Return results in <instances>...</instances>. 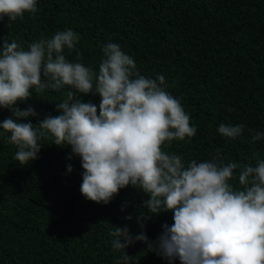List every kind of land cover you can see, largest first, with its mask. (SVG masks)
Wrapping results in <instances>:
<instances>
[{"label": "trees", "instance_id": "obj_1", "mask_svg": "<svg viewBox=\"0 0 264 264\" xmlns=\"http://www.w3.org/2000/svg\"><path fill=\"white\" fill-rule=\"evenodd\" d=\"M9 23L7 17L0 21V48L9 37L27 50L71 29L80 40L71 53L65 49L69 62H77L78 51V62L98 74L102 45L112 42L135 60L141 75H163L166 90L197 129L194 137L163 146L185 165L216 158L255 166L253 153L264 159V137L253 142L250 131L264 133V0H38L34 15L25 13L11 28ZM68 90L33 93L17 107L34 108L38 116L30 121L36 125L60 114L56 105ZM77 98L96 105L101 99ZM9 117L15 119L0 108V122ZM221 124L245 130L226 138L217 131ZM52 143L46 137L38 159L24 167L14 159L16 147L0 137V264H125L112 248L113 226H127L132 235L144 231L154 243L162 226L171 225L172 213H161L141 229L138 219L150 197L131 186L108 205L85 199L80 158ZM232 183L239 187L238 179ZM126 251L133 257L127 264H169L142 242Z\"/></svg>", "mask_w": 264, "mask_h": 264}, {"label": "clouds", "instance_id": "obj_2", "mask_svg": "<svg viewBox=\"0 0 264 264\" xmlns=\"http://www.w3.org/2000/svg\"><path fill=\"white\" fill-rule=\"evenodd\" d=\"M38 0H0V21L9 27L25 13L35 14ZM80 36L71 29L52 38L32 42L28 49L15 40H4L0 48V108L12 117L0 122V137L17 149L14 159L28 166L38 159L47 137L56 146L71 148L81 160V194L88 201L108 205L121 189L131 186L146 194L144 221L161 213H172L153 243L144 231L132 235L127 226H113L109 235L120 260H133L126 249L142 242L175 264H264V159L255 166L213 158L187 165L177 154L163 150L165 143L194 137L197 129L181 102L166 89L163 75L147 78L137 70L135 60L117 43L102 45L98 74L76 61L69 62L64 51L76 49ZM68 87L66 99L57 103L59 115L38 116L26 103L33 93ZM95 94L98 105L85 103L82 95ZM21 121H29L27 123ZM244 125L221 124L217 131L226 138L242 135ZM252 131L253 142L264 133ZM67 145V147H65ZM69 159L72 156L68 157ZM237 169L239 172L237 174ZM68 165V172H72ZM238 179L239 187L232 181ZM122 206L121 210H125ZM127 220H131L129 215ZM120 264V261H117Z\"/></svg>", "mask_w": 264, "mask_h": 264}]
</instances>
